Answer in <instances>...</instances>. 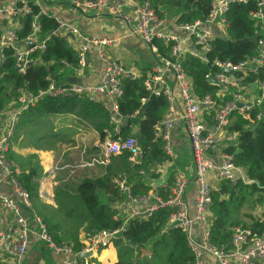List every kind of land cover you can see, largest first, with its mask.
I'll use <instances>...</instances> for the list:
<instances>
[{
	"label": "built area",
	"instance_id": "obj_1",
	"mask_svg": "<svg viewBox=\"0 0 264 264\" xmlns=\"http://www.w3.org/2000/svg\"><path fill=\"white\" fill-rule=\"evenodd\" d=\"M42 0H32L40 14ZM73 8L83 14L106 15L124 22L133 36L139 37L150 48L156 65L144 80L145 89L150 95L164 97L170 103V111L164 116L162 122L156 128V137L165 143L164 151L167 158H173L174 149L171 139V130L177 120L184 122L187 136L192 148L195 168L196 204L193 216L189 213L186 202L188 181L184 174L174 176V183L168 186V197L164 199L158 193L148 194L141 198H133L126 183L119 178L116 183L122 192L126 193L132 203L128 219L148 218L160 209L172 211L170 223L181 229L187 236L188 244L195 256V264H205V257H211L217 264H263L264 263V231H254L237 227L233 231L230 248L217 249L211 243L210 214L213 204L214 187L209 183L210 176L222 182L227 181L232 185L244 183L249 185L252 181L247 177L245 170L237 167L233 157L221 152L220 162H214L211 154L218 151L221 144L222 132L232 124L231 117L239 112L245 119L249 113L257 107L264 105V82H258L257 88L261 89L260 98L256 102L244 101V90L238 82L224 70L244 72L248 66L264 64V2H259L260 11L254 14L258 22H262L260 28L259 44L263 50L258 59H252L240 65H232L229 62H221L215 59L212 65L218 69L215 76H208L211 81L214 78L218 84L215 97L211 95L200 99L193 90V84L188 76L183 60L192 57L205 64H210L208 54L212 51V44L217 36L225 37L227 32L226 13L233 4L246 3L247 0H212V9L206 22L197 21L191 24L175 23V32L167 28L165 18L154 7L152 0H64ZM32 15L33 10L28 4L21 7L0 8V19H3L7 29L0 37V64L6 59L5 50L16 51V68L20 74H25L27 68L33 63L32 55L45 52L52 37L65 39L76 51L78 56L77 71L81 73L89 64V55L94 47L98 48V58L102 64V75L99 83H73L65 84L52 80L48 88L37 95L28 90H19V96L15 99L16 107L4 121L0 122V183L7 184L11 193H0V212L11 214L15 218L18 232L12 229H2L0 226V257L7 264H23L27 253L28 238L30 233V221L22 215L21 207L28 209L32 220L39 227V237L47 247L56 254H67L72 257L70 261L58 264H78V257L82 253H95L111 246L120 236L125 226L115 231H91L85 234V244L80 253L54 241L49 233L47 225L34 212L29 192L23 187L20 177L22 171L11 161L10 151L17 126L27 112L35 108L41 101L47 99H86L90 102L101 103L110 114V126L113 131H107L106 137L99 145L104 151L105 157L112 158L129 154V162L139 165L143 157L140 141L135 136L123 138L120 135L122 117L119 111V101L124 95L125 81L141 78L136 70L126 69L115 62L109 49L118 44L114 39H94L87 37L75 26L65 24L55 18L58 28L49 36L42 35V27L39 16H34L31 33L26 38L19 36L22 30V17ZM178 17V16H177ZM177 20V19H176ZM219 29L220 34H215L214 29ZM162 42L168 48V56L163 55L156 42ZM144 77V76H143ZM228 94L232 99L226 101ZM182 105L179 118H176V104ZM242 103L243 107L238 108ZM213 113V127L211 129L205 123V116ZM5 115L3 110L0 117ZM264 119V111L259 113L257 120ZM227 143L236 142L238 134H229ZM227 146V145H226ZM96 163H108L103 158L94 160ZM142 174V173H141ZM143 174H145L143 172ZM121 206V204H119ZM125 224H127L125 222ZM124 224V225H125ZM199 230V239L195 238V229Z\"/></svg>",
	"mask_w": 264,
	"mask_h": 264
},
{
	"label": "trees",
	"instance_id": "obj_2",
	"mask_svg": "<svg viewBox=\"0 0 264 264\" xmlns=\"http://www.w3.org/2000/svg\"><path fill=\"white\" fill-rule=\"evenodd\" d=\"M154 7L160 4H170L180 10L176 22L178 24H191L197 21L206 22L212 9V0H152ZM259 2L264 0H247L246 3L233 4L225 17L227 20V32L225 37L217 36L212 44V51L208 54L210 64L202 63L192 57L183 60V66L190 77L195 95L203 99L209 95L216 96L218 88L207 78L215 76L218 69L212 65L215 59L221 62H229L232 65H240L252 59H258L261 55L258 48L252 44L237 45L236 42L244 39H252L260 34L262 22H258L254 14L260 11ZM28 4L33 10L32 15L22 17L21 38H26L32 31L31 26L34 16H39L42 27V35L49 37L57 28L55 18L40 14L37 6L32 0L20 1L18 6ZM182 9V11H181ZM264 16V10L262 11ZM2 32L0 31V37ZM263 36L260 35L259 38ZM160 52L168 56V48L162 42H156ZM5 61L0 64V112L7 106V101L16 99L19 90H28L29 93L37 95L48 88L55 81L60 82L59 77L65 66L77 67L78 56L71 45L62 38L52 37L45 52L32 55L33 63L27 68L25 74H20L16 68V51L5 50ZM146 76L125 81L124 95L119 101V111L122 119H129L126 127H121L120 135L128 138L132 123L139 125V133L136 137L140 141L143 157L139 165L133 166L129 160V154L121 156V163L117 164L116 174L96 179H84L76 188V196L85 208L87 222L86 230L91 231H115L125 226L120 234L117 246L129 244L138 248H147L152 245L156 263L154 264H195V256L188 244L186 234L170 223L172 211L160 209L150 217L132 218L124 225L123 219L118 217V212L112 207L120 204L127 198L116 183L121 174L128 175L134 171L151 173L156 165L163 164L167 160L162 139L156 137V128L162 122L164 116L170 111V103L164 97L150 95L145 89L144 80ZM241 88L250 87L258 82H264V64L252 65L251 69L237 72L233 77ZM232 99L228 94L226 101ZM264 111V105L257 107L249 113L245 119L239 112H235L231 119V126L227 129L229 134H238L235 143L229 142L224 149L226 154L233 157L237 167L245 170L251 184L238 183L232 185L230 182H219L213 193V204L210 216L211 243L217 249H228L232 241L235 228L240 225V215L243 206L249 203V199L255 194L264 196V119L257 120L259 113ZM76 114L90 122L99 130L102 140L106 137V130L113 131L110 126V114L101 103L90 102L86 99H47L41 101L35 108L25 115L31 117H47L49 115ZM256 127L254 130L253 128ZM122 171V173H118ZM118 173V174H117ZM37 172L23 174L20 181L29 192L31 200L38 197L39 185L36 182ZM142 177V176H134ZM132 178V177H131ZM135 184L126 180L133 198H141L149 194L150 188L143 179ZM62 207V206H61ZM59 207V208H61ZM49 206H44L41 219L47 225L49 233L59 245L70 247L75 254L82 251L83 246L79 238L74 235L70 237L73 245L64 244V239L57 235L58 224L52 223L51 218L46 215ZM39 209V208H38ZM62 209V208H61ZM65 209V208H64ZM44 211V212H43ZM45 215H44V214ZM58 210L56 211V214ZM248 222H243V229L264 231V212L255 219L246 213ZM251 221V225L250 224ZM248 223V224H246ZM241 227V228H242ZM120 255L121 251L118 250ZM162 258H159V256ZM122 258V256H121ZM0 264H5L0 259ZM80 262L78 264H84ZM116 264H144L141 262L119 260ZM264 264V263H263Z\"/></svg>",
	"mask_w": 264,
	"mask_h": 264
},
{
	"label": "crops",
	"instance_id": "obj_3",
	"mask_svg": "<svg viewBox=\"0 0 264 264\" xmlns=\"http://www.w3.org/2000/svg\"><path fill=\"white\" fill-rule=\"evenodd\" d=\"M20 1L25 0H0V8L14 7ZM41 3L43 13L46 16L60 19L62 23L77 27L87 37L116 40L118 44L109 49L112 59L126 69L136 70L141 75V78L150 74L151 69L156 65V60L148 45L139 37L131 35L128 27L121 20L106 15L83 14L64 0H42ZM155 8L165 18L167 28L175 32V23L180 10L173 9L178 15H173L172 10L165 16L160 11V7ZM7 26L11 28V25H7L3 19H0V28L3 31L7 29ZM213 31L215 34L221 33L217 28ZM102 69V64L98 58V48L94 47L89 55L88 67L84 71L79 73L77 68L65 66L59 80L64 85L73 83L97 84L100 81ZM252 86L245 87L243 93L244 101L242 102H256L260 98L261 89L257 88L253 90ZM181 111L182 105L178 102L175 108L177 119L181 115ZM8 115L9 113H6L1 116L0 122L4 121ZM50 118L54 119V126L51 131L44 128V122ZM205 123L209 129L213 127V113L205 116ZM21 125V132L19 134L17 132L13 138L10 159L23 174H29L33 171L37 172L38 197L33 198L31 201L34 212L39 217H41L40 212L45 205L49 206L48 209H50V212L48 210L46 212L49 218L50 215L56 214L57 210V214L60 211H64V214L65 211L68 213L72 212V200L73 196H76L75 191L78 184L84 179L105 177L108 172L110 175L115 176L117 172L115 162H118L117 164L121 163V156L108 159L105 157L104 151L99 147L102 137L99 130L94 126V122H90L76 114L31 118L25 115L21 121ZM26 128L29 129L26 133H29V135L25 137L23 130ZM138 133L139 125L132 123L129 135L137 137ZM170 134L174 149L173 158H167L163 164L156 165L151 173L143 174V171H134L128 175L121 174L122 180L124 182L129 180L135 184L136 181L141 182L140 179H143L150 188V194L156 192L162 198L167 199L168 186L174 183V176L178 173L184 174L188 181L186 202L189 213L193 216L196 204L195 168L192 148L184 122L177 120ZM220 135L223 141L218 146V151L211 154V159L215 163L220 162L221 152L224 151L228 144L227 137L229 135L227 132L224 131ZM102 158L107 160L108 163L94 162V160H101ZM21 160L26 161L25 164L20 163ZM35 164L39 165V170L35 169ZM118 173H122V171ZM139 175L142 177H134ZM219 182L210 176L209 183L214 189L218 187ZM0 193L7 195L11 193L7 184L0 183ZM56 193L61 195V200L56 199ZM120 204L121 206L113 204L112 207L118 212V217H121L125 224V222L129 221L128 214L133 205L128 198ZM58 206H62V209ZM262 208L264 209V205ZM244 209L246 208H242V211L245 213ZM21 212L30 221L28 247L23 264H58L72 259L70 255L56 254L51 251L46 243L40 239L39 227L33 222L30 211L21 207ZM244 213L240 215L241 221H244L246 218L243 216ZM259 217L260 215L254 216L255 219ZM0 226L2 229H12L15 233L18 232L15 218L9 213L0 212ZM82 233L83 231L81 230H78V232L64 230L63 235L60 236L64 239V244L73 245L70 237L76 235L79 238L80 244L84 246L86 232ZM56 234L59 235V233ZM194 234L195 238L199 239V230L197 228ZM119 260H121V256L113 243L99 252L92 253V257L86 260L84 264H116ZM204 260L205 264H217L214 259L208 256Z\"/></svg>",
	"mask_w": 264,
	"mask_h": 264
},
{
	"label": "rangeland",
	"instance_id": "obj_4",
	"mask_svg": "<svg viewBox=\"0 0 264 264\" xmlns=\"http://www.w3.org/2000/svg\"><path fill=\"white\" fill-rule=\"evenodd\" d=\"M159 7H160V11L162 13H164L165 16H167L173 9H176V7H174L170 4H160ZM181 11H182V9H181ZM172 14L178 15V13H176L175 10H173ZM15 107H16L15 99L7 101V106L3 110L4 114H6V113L10 114L11 112H13ZM22 119H21V121H22ZM21 121L19 122V124L17 126L15 135L17 134V132H18V134H19V132H21V129H22V127H20V126H22ZM53 126H54V119L50 118L44 122V128L46 130L50 129V131H51ZM27 131H29L28 128L23 130V135L25 137L29 135V133L26 134ZM25 162L26 161L21 160L20 163L25 164ZM117 163L118 162H115L116 165H117ZM35 165H36L35 169L39 170L40 169L39 165H37V164H35ZM55 195H56V199L61 200V195L59 193H56ZM249 200H250L249 203L247 205L243 206V208H246V209H244L245 213L250 215V216H253V217L255 215L261 216L264 212V209L262 208V206L264 205V196H261L259 194H255ZM72 205H73L72 212H70V213L65 211V214H64V211H62V212L60 211L59 214L50 215L52 223L58 224L59 235H63L64 230H68V232H71V231L78 232V230H81V231H83V233H85V232L87 233L86 226H87V222L89 219L86 217V213H85L86 210L84 208V205L78 199H73ZM49 210L50 209H48V211ZM249 219L250 218H245L244 221L248 222L247 220H249ZM246 224H248V223H246ZM242 225H243V222L240 219L239 227H242ZM248 225H251V221H250V224H248ZM117 241H118V239L114 242V245L116 246V249L120 250L122 253V255H120V253H119V255L122 256L121 260L132 261V262H141L144 264L156 263V260H155L156 257H155L154 249H153L152 245L147 246V248H138L135 246H131L129 244H122L120 246H117L118 245ZM159 258H162V256L160 255ZM0 259H2V258L0 257ZM4 262H5V264H7V261L4 260Z\"/></svg>",
	"mask_w": 264,
	"mask_h": 264
},
{
	"label": "water",
	"instance_id": "obj_5",
	"mask_svg": "<svg viewBox=\"0 0 264 264\" xmlns=\"http://www.w3.org/2000/svg\"><path fill=\"white\" fill-rule=\"evenodd\" d=\"M259 37H260V34H256L252 39H244V40H241V41L236 42V44L237 45L252 44V45L256 46L258 48V50L261 51V50H263V48L259 44ZM248 68L250 69L251 68V65H249ZM224 72L226 74H228L229 76H234L236 74L232 70H224ZM55 79H56V77L53 76V80H55ZM211 82L213 84H218V82L214 78H211ZM252 89L253 90H256L257 89V84H254L252 86ZM237 106H238V108H242L243 107V104L242 103H239ZM128 121H129V119H127V118L123 120V128L126 126V124L128 123ZM253 129L255 130L256 127H254ZM233 143H235V141H233ZM90 257H92V253H82V254L79 255L78 260L80 262H85Z\"/></svg>",
	"mask_w": 264,
	"mask_h": 264
}]
</instances>
